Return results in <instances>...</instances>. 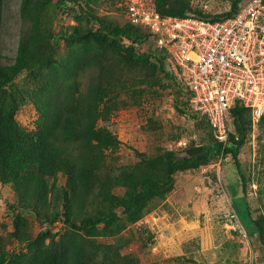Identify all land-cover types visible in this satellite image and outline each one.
<instances>
[{
	"label": "trees",
	"instance_id": "obj_1",
	"mask_svg": "<svg viewBox=\"0 0 264 264\" xmlns=\"http://www.w3.org/2000/svg\"><path fill=\"white\" fill-rule=\"evenodd\" d=\"M84 1L87 10L76 0H57V7L75 8L93 26L83 30L76 25L68 29L60 26L55 32V15L48 6L49 0H21L20 17L26 28L18 41L14 61L4 64L0 54V184L13 188L17 196V202L11 206L14 229L10 231L4 225L0 231V264H107V261L113 264L107 256L108 251L115 252L113 245L99 246L83 234H90L99 225L110 228L120 220L118 208L122 209L123 222L137 223L153 198L173 191L179 172L209 167L222 153L225 158L231 156L236 166V181L229 182L234 195L246 197L238 156L246 137L245 115L250 116L249 125L252 116L248 109L237 104L230 117L238 137L230 134L225 149L202 116L210 129L203 144L189 147L184 154L169 150L162 156L144 160L147 169L158 167L160 173L131 176L130 181L122 182L127 190L123 197L110 196L108 214L87 216L107 153L116 151L120 145L117 136L106 125H100V121L108 122L124 106L117 100L118 93L126 89L123 73L127 68L148 67L154 74L162 70L165 78L175 85L176 82L168 71L166 57H158L151 44L146 52H137L138 47L148 42L149 35L124 16L122 0ZM155 1L160 14L165 16L210 21L224 18L195 11L187 0ZM247 1L236 0L226 16H234ZM5 3L6 0H0V37ZM113 6L120 10L126 25L113 27L103 20ZM100 9L105 10L102 16L93 11ZM62 42L72 50L57 60L55 56ZM108 45L115 47V51L109 52ZM87 72L91 76L84 83L83 75ZM23 75L25 84L18 87L16 82ZM179 92L189 103L188 95L182 89ZM27 104H32L38 114L30 131L16 118L20 108ZM60 174L66 176L65 185L55 182ZM35 212L46 229L33 237L29 216ZM61 220L78 233L57 240L58 235L49 227ZM251 222L253 226L247 233L257 234L264 244V226L252 218ZM11 240L18 244V250L6 249Z\"/></svg>",
	"mask_w": 264,
	"mask_h": 264
},
{
	"label": "rangeland",
	"instance_id": "obj_2",
	"mask_svg": "<svg viewBox=\"0 0 264 264\" xmlns=\"http://www.w3.org/2000/svg\"><path fill=\"white\" fill-rule=\"evenodd\" d=\"M76 1L87 10L84 0ZM187 1L195 11L224 17L236 0ZM57 4V0H49L48 4L55 15V32L60 26L68 29L76 25L82 30L93 26L88 25L85 17L79 16L75 8L59 9ZM20 5L21 0H6L4 6L0 37L1 61L4 64L14 61L18 41L26 28L20 17ZM93 11L98 16L103 14L99 10ZM107 13L109 15L103 20L111 26L126 25L116 6L109 8ZM145 44L144 48L136 49L138 53L141 54L142 49L148 50L149 43ZM115 49L107 46L109 52ZM71 50L68 44L62 42L55 58L61 60ZM90 76V72L85 73L83 82L88 83ZM25 81L23 75L16 85L23 87ZM122 81L126 89L118 93L117 100L124 106L114 112L108 122L100 121V125H106L117 136L120 145L116 151L107 153L97 192L86 211L88 217L108 214L110 196L123 197L127 190L122 182L130 181L131 176L160 173L158 167L147 169L144 160L162 156L169 150L184 154L189 147L203 144L210 133L205 118L192 110L186 97L172 81L165 78L162 70L154 74L148 67L127 68ZM16 118L30 131L36 125L38 114L32 104H27L20 108ZM249 121L250 116L245 115L246 137L238 156L245 181V199L235 196L229 185L230 180L232 183L236 181V166L231 156H227L222 165L179 172L173 191L150 201L147 212L140 219L144 223L126 224L122 220V209L118 208L120 220L110 228L99 225L83 236L99 246L113 245L115 252L108 251L107 255L112 258L113 264H264L261 238L247 233L253 226L251 218L264 226V117L256 127L252 121L249 125ZM229 128L231 136L237 138L230 116ZM231 141L233 144L232 137ZM55 182L65 185L66 176L60 174ZM15 202L17 196L14 189L0 184V231L4 225L10 231L14 229L11 206ZM151 216L157 220L160 216L156 225L145 223L146 220L150 222ZM37 218V212L29 216L33 237L46 229ZM49 229L58 235L57 240L78 233L63 220ZM262 236L264 240V232ZM6 249L11 252L18 250L19 246L11 240Z\"/></svg>",
	"mask_w": 264,
	"mask_h": 264
},
{
	"label": "built area",
	"instance_id": "obj_3",
	"mask_svg": "<svg viewBox=\"0 0 264 264\" xmlns=\"http://www.w3.org/2000/svg\"><path fill=\"white\" fill-rule=\"evenodd\" d=\"M120 6L133 25L148 32V43L158 57H166L177 89L207 119L223 149L229 145L235 105L250 111L256 127L264 116V0H248L234 16L214 22L162 15L155 0H122ZM223 160L222 153L214 166ZM158 220L151 216L145 223Z\"/></svg>",
	"mask_w": 264,
	"mask_h": 264
},
{
	"label": "clouds",
	"instance_id": "obj_4",
	"mask_svg": "<svg viewBox=\"0 0 264 264\" xmlns=\"http://www.w3.org/2000/svg\"><path fill=\"white\" fill-rule=\"evenodd\" d=\"M122 2V1H121ZM121 4V3H120ZM157 4V3H156ZM225 17H228V16H224V18ZM231 17V16H230ZM203 19V18H202ZM223 19V18H222ZM206 20V19H205ZM221 20V19H220ZM210 21V20H209ZM216 21H218V20H216ZM212 22H214V21H212ZM231 134V133H230ZM225 157V156H224ZM216 163V162H215ZM212 165H214V164H212ZM212 165L211 166H209L208 168H212Z\"/></svg>",
	"mask_w": 264,
	"mask_h": 264
}]
</instances>
